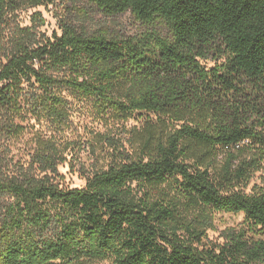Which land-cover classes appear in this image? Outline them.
<instances>
[{
	"label": "trees",
	"instance_id": "obj_1",
	"mask_svg": "<svg viewBox=\"0 0 264 264\" xmlns=\"http://www.w3.org/2000/svg\"><path fill=\"white\" fill-rule=\"evenodd\" d=\"M63 1L146 30L47 35L18 16L55 0H0V264H264V0ZM73 99L104 127L89 164ZM217 212L244 222L210 239Z\"/></svg>",
	"mask_w": 264,
	"mask_h": 264
},
{
	"label": "rangeland",
	"instance_id": "obj_2",
	"mask_svg": "<svg viewBox=\"0 0 264 264\" xmlns=\"http://www.w3.org/2000/svg\"><path fill=\"white\" fill-rule=\"evenodd\" d=\"M81 6L87 10V15H81L82 13L73 4H68L67 1L55 0L54 3H49L36 8H28L19 12L18 20L23 25H31L32 15L35 12H40L45 18V25L42 30L47 35H53L54 33L61 34V24L63 20L74 21L75 23L85 24L90 30H98L101 28H109L112 31H116L125 35H134L146 30V25L136 20L131 13L123 15L109 17L105 16L101 12L95 10L88 4L80 3ZM208 66H213L215 62L206 61ZM1 65V61H0ZM73 110L71 114V123L64 135L74 142V147L79 151L78 159L82 162L89 164L91 161L88 158V152L85 150L87 141L91 138L92 133L96 129L103 130L104 127L97 117L91 102L80 99H73ZM139 121L132 120L131 125L137 124ZM31 136H23L20 140L16 141L10 152V156L15 160H25L28 155V150L31 146ZM80 165L72 168L69 162L60 165V172L64 175V182L72 187L83 186L85 179L80 175L78 168ZM244 222V214L239 213H226L217 212L215 214V227L209 231V237L213 240H219L221 233L227 228L240 227Z\"/></svg>",
	"mask_w": 264,
	"mask_h": 264
}]
</instances>
